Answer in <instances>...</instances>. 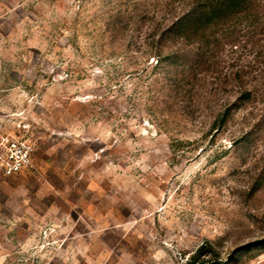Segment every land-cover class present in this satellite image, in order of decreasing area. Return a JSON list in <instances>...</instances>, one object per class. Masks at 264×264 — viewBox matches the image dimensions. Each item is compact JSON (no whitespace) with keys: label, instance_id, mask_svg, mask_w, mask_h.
Wrapping results in <instances>:
<instances>
[{"label":"rangeland","instance_id":"374dc122","mask_svg":"<svg viewBox=\"0 0 264 264\" xmlns=\"http://www.w3.org/2000/svg\"><path fill=\"white\" fill-rule=\"evenodd\" d=\"M192 2L0 0V264H264V0Z\"/></svg>","mask_w":264,"mask_h":264},{"label":"trees","instance_id":"16d2710c","mask_svg":"<svg viewBox=\"0 0 264 264\" xmlns=\"http://www.w3.org/2000/svg\"><path fill=\"white\" fill-rule=\"evenodd\" d=\"M250 0H193L192 3L172 21L173 35L179 36L183 42H188L196 46V52L189 62L192 64L203 56V50L207 46H217L221 44L222 38L218 33L220 27L225 20L234 17L237 13L246 10ZM208 29H214L211 39L207 35ZM180 55L174 53L172 59H179ZM160 61L158 60L157 63ZM188 64V65H189ZM243 94L250 95L248 90ZM242 94V95H243ZM240 98H236L231 105L239 107ZM219 119L221 122L225 121V115L220 114Z\"/></svg>","mask_w":264,"mask_h":264},{"label":"built area","instance_id":"2783aa9c","mask_svg":"<svg viewBox=\"0 0 264 264\" xmlns=\"http://www.w3.org/2000/svg\"><path fill=\"white\" fill-rule=\"evenodd\" d=\"M10 155L6 160V168L9 172L18 171L29 162V150L18 147L15 143L10 144Z\"/></svg>","mask_w":264,"mask_h":264}]
</instances>
